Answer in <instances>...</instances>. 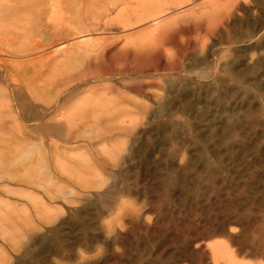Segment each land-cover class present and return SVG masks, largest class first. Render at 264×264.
<instances>
[{
    "label": "rangeland",
    "instance_id": "obj_1",
    "mask_svg": "<svg viewBox=\"0 0 264 264\" xmlns=\"http://www.w3.org/2000/svg\"><path fill=\"white\" fill-rule=\"evenodd\" d=\"M130 1L123 7L140 8L138 1ZM229 2L194 0L181 19L219 12ZM235 3L232 18L223 20L226 25L219 26L206 48L191 47L183 75L151 72L135 79L156 81L160 89L135 93L116 78L72 83L66 94L72 103L86 94L75 98L73 91L118 90L122 116L97 126L79 124L102 134L43 135L41 121L50 118L44 115L36 124L30 114L41 105L36 102L39 108L32 104L23 112L28 116L21 126L36 130L26 142L47 152L54 141L66 161L87 156L93 169L78 174L82 182L70 181V204L54 203L61 209L57 220L34 221L21 248L7 250L3 264H228L229 255L237 264H264V0ZM61 21L47 15L43 23ZM112 24L85 41L111 44L114 53L125 38L152 26L132 33ZM17 136L3 135L0 154ZM9 172L20 174L12 167ZM18 180L1 183L19 188ZM61 181L67 184L64 177ZM21 188L20 197L9 199L26 205L31 216L32 190ZM212 246L220 250L216 257Z\"/></svg>",
    "mask_w": 264,
    "mask_h": 264
},
{
    "label": "bare ground",
    "instance_id": "obj_2",
    "mask_svg": "<svg viewBox=\"0 0 264 264\" xmlns=\"http://www.w3.org/2000/svg\"><path fill=\"white\" fill-rule=\"evenodd\" d=\"M129 1L0 0V141H6L3 135H18L15 139H8L7 151L0 154V264L9 259L7 250L21 248L22 239L34 228V221L44 225L57 220L61 209L54 203L60 200L63 205L70 204V181L82 182L78 174L93 169L91 158L87 156L66 161L68 157L54 141L50 142L47 152L33 141L26 142L27 135L36 130L31 132L21 126L20 120L28 116L24 115L25 111L28 112L36 102L41 105V108L35 105L40 110L30 114L37 120L36 124L44 115L50 118V121L46 118L48 122L44 124L41 121L43 135L97 134L92 128L81 129L79 124L91 121L97 126L100 120L122 116L124 111L117 108L120 104L115 96L118 90L107 87L103 90L108 92L100 94L88 90L73 91L70 95L75 98L86 94L72 103L70 96L66 95L72 83L79 82L81 86L100 79L116 78L135 93L160 89L156 81L155 84L137 83L135 79L151 72L155 75L183 73L193 50L201 52L206 48L208 39L216 34L219 26L224 28V22H228L231 10L236 6L233 5L236 0H229L228 7L219 12L211 10L183 20L182 12L194 0H136L140 8L134 10L123 7ZM52 5L56 10L46 9ZM114 12V18L108 19ZM176 13L178 15L172 16ZM47 15L50 20L62 21L43 23ZM112 23L132 33H137L148 23L152 26L125 38L124 46L118 47L114 53L111 44L85 41L93 34L113 28ZM72 65L75 67L71 68ZM168 82L172 85L174 81ZM15 114L19 116L15 117ZM11 167L20 174H10ZM61 177L65 178L66 185L62 184ZM16 178L19 179V188L7 185ZM3 181L7 183L2 184ZM96 184L100 186L101 182ZM21 186L39 193V196L32 191L28 194L33 205L32 217L27 214L26 205L9 199L22 195ZM62 235L63 232L59 236ZM212 253L216 257L219 248L212 246ZM233 259L229 255L228 264H237Z\"/></svg>",
    "mask_w": 264,
    "mask_h": 264
}]
</instances>
